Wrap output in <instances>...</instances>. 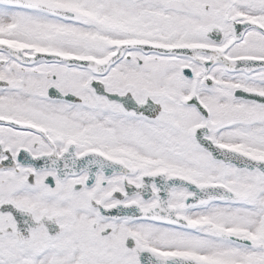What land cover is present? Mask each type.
<instances>
[{
	"label": "snow or ice",
	"instance_id": "snow-or-ice-1",
	"mask_svg": "<svg viewBox=\"0 0 264 264\" xmlns=\"http://www.w3.org/2000/svg\"><path fill=\"white\" fill-rule=\"evenodd\" d=\"M0 264H264V0H0Z\"/></svg>",
	"mask_w": 264,
	"mask_h": 264
}]
</instances>
